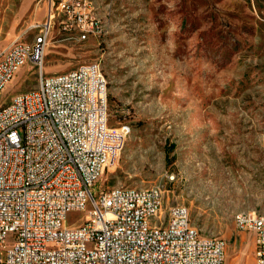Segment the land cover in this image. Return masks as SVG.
Instances as JSON below:
<instances>
[{
	"label": "rangeland",
	"instance_id": "374dc122",
	"mask_svg": "<svg viewBox=\"0 0 264 264\" xmlns=\"http://www.w3.org/2000/svg\"><path fill=\"white\" fill-rule=\"evenodd\" d=\"M95 6L97 36L78 40L55 20L44 72L99 63L110 127L130 125L96 188L160 186L167 204L189 208L201 235L225 240L227 264H254L253 235L238 231L235 217L264 216V0ZM49 7L50 0H0V51L30 39ZM36 86V69L25 64L0 103ZM85 214L68 212V225Z\"/></svg>",
	"mask_w": 264,
	"mask_h": 264
},
{
	"label": "built area",
	"instance_id": "2783aa9c",
	"mask_svg": "<svg viewBox=\"0 0 264 264\" xmlns=\"http://www.w3.org/2000/svg\"><path fill=\"white\" fill-rule=\"evenodd\" d=\"M90 10V0H50L31 38L0 51V94L25 64L37 73L35 89L0 103V264H227L225 240L201 235L160 186L96 188L130 125L110 127L99 63L44 72L55 20L85 40L100 32ZM70 211L86 214L72 226ZM235 225L253 235L254 264H264V219L243 214Z\"/></svg>",
	"mask_w": 264,
	"mask_h": 264
},
{
	"label": "bare ground",
	"instance_id": "6f19581e",
	"mask_svg": "<svg viewBox=\"0 0 264 264\" xmlns=\"http://www.w3.org/2000/svg\"><path fill=\"white\" fill-rule=\"evenodd\" d=\"M91 2V10H90V17L91 19H96V23L100 24V32L99 34L102 32V25H101V21L97 16L96 13V6H95V0H90ZM79 15H87V6L86 5H79ZM12 100H15V96L13 97ZM254 217H257V219H264V216H259L257 214H253ZM243 216V214H239L235 217V221H240L241 217Z\"/></svg>",
	"mask_w": 264,
	"mask_h": 264
}]
</instances>
